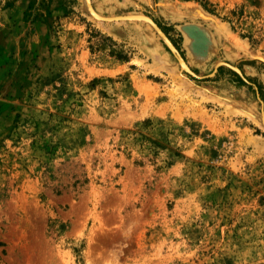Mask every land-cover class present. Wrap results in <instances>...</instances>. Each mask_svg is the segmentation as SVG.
<instances>
[{
    "label": "rangeland",
    "instance_id": "rangeland-1",
    "mask_svg": "<svg viewBox=\"0 0 264 264\" xmlns=\"http://www.w3.org/2000/svg\"><path fill=\"white\" fill-rule=\"evenodd\" d=\"M17 1L0 264H264V0Z\"/></svg>",
    "mask_w": 264,
    "mask_h": 264
},
{
    "label": "water",
    "instance_id": "water-1",
    "mask_svg": "<svg viewBox=\"0 0 264 264\" xmlns=\"http://www.w3.org/2000/svg\"><path fill=\"white\" fill-rule=\"evenodd\" d=\"M85 4L87 6L89 14L91 16H95L96 18H98V20L101 21V22L140 21V22L147 23L148 25H150L157 32V34H159V36H161V38L166 42V44L169 46L171 51L174 52L175 54H177L175 49L173 48L172 44L170 43V41L164 35V33L160 30V28L149 17L144 16V15L135 14V16L137 15V17H135L134 15H130V16L122 17L124 19L114 20V19H112L114 17H104V16L101 17V16H98V15L96 16L94 14L95 10L93 9V7L91 5V0H85ZM130 17H132V18H130ZM177 57L179 58V60H181L178 55H177ZM181 63L183 64L182 60H181ZM233 69H235V68H233ZM262 116L264 117V112L262 113Z\"/></svg>",
    "mask_w": 264,
    "mask_h": 264
},
{
    "label": "crops",
    "instance_id": "crops-1",
    "mask_svg": "<svg viewBox=\"0 0 264 264\" xmlns=\"http://www.w3.org/2000/svg\"><path fill=\"white\" fill-rule=\"evenodd\" d=\"M27 3H28L27 0H18L15 5L17 6V8L18 7L23 8L27 5ZM99 10L97 11L100 12ZM109 31L116 37H120L123 34V30H121V28H118V27L111 28Z\"/></svg>",
    "mask_w": 264,
    "mask_h": 264
},
{
    "label": "bare ground",
    "instance_id": "bare-ground-1",
    "mask_svg": "<svg viewBox=\"0 0 264 264\" xmlns=\"http://www.w3.org/2000/svg\"><path fill=\"white\" fill-rule=\"evenodd\" d=\"M199 11V10H198ZM198 15L200 14V16H201V13H199V12H196ZM96 16L98 15V16H103V15H100V14H98L96 11H95V13H94ZM130 15H134L135 16V14H128V15H120V16H104V17H114V18H112V19H114V20H118V19H124V18H122V17H126V16H130ZM117 17V18H116ZM135 17H137V15L135 16ZM134 17V18H135ZM91 18L92 19H95V20H97V21H99L98 20V18H96L95 16H91ZM130 18H132V17H130ZM203 18H205V17H203ZM111 20V19H110ZM109 20V21H110ZM205 21H207V20H205ZM213 24V23H212ZM226 28V27H225ZM224 29V28H223ZM215 30V29H214ZM245 53V52H244ZM246 53H247V51H246ZM251 56V55H250ZM178 60H179V58H178ZM180 61V63H181V60H179ZM183 65V64H182ZM233 102V101H232ZM241 108V107H240ZM253 117V116H252ZM261 123H262V125L264 126V117L262 116V113H261Z\"/></svg>",
    "mask_w": 264,
    "mask_h": 264
},
{
    "label": "trees",
    "instance_id": "trees-1",
    "mask_svg": "<svg viewBox=\"0 0 264 264\" xmlns=\"http://www.w3.org/2000/svg\"><path fill=\"white\" fill-rule=\"evenodd\" d=\"M10 6H12V2L6 4V7H10ZM116 57L119 59L127 60L126 56H123L122 54H117Z\"/></svg>",
    "mask_w": 264,
    "mask_h": 264
}]
</instances>
